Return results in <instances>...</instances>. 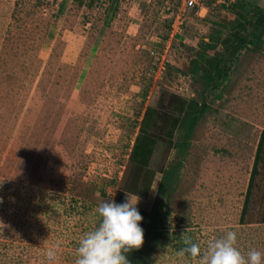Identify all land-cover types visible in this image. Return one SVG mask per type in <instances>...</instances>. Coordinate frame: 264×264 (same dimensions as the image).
<instances>
[{
	"label": "rangeland",
	"instance_id": "374dc122",
	"mask_svg": "<svg viewBox=\"0 0 264 264\" xmlns=\"http://www.w3.org/2000/svg\"><path fill=\"white\" fill-rule=\"evenodd\" d=\"M233 1L198 0L174 31L182 0H119L116 10L114 0H0V264H50L57 244L58 264H74L80 237L100 222L96 208L124 183L146 108L164 91L198 102L206 93L211 108L185 156L157 144L151 169L182 168L162 209L167 242L151 264H197L177 256L184 237L203 253L230 230L245 256L264 253V151L241 221L264 131V44L242 49L219 89L206 91L203 71L193 72V60L213 54L203 45L236 18L225 8ZM161 180L157 172L138 206L152 209Z\"/></svg>",
	"mask_w": 264,
	"mask_h": 264
},
{
	"label": "trees",
	"instance_id": "16d2710c",
	"mask_svg": "<svg viewBox=\"0 0 264 264\" xmlns=\"http://www.w3.org/2000/svg\"><path fill=\"white\" fill-rule=\"evenodd\" d=\"M119 0H114L113 10H116ZM196 8V7H195ZM225 8L235 14V19L229 23H221V31L217 39L203 45L206 51L203 56L193 60V72L203 71L206 91L219 89L226 83L232 71V63L240 51L245 48H259L264 44V8L253 5L247 0H235L225 5ZM194 9V8H190ZM228 30L227 37L221 42L220 35ZM178 36V35H177ZM216 40H219L216 42ZM222 47L221 49L219 47ZM208 96L204 95L201 102L182 94L164 91L156 106H148L130 153V164L123 185L114 195L117 203L126 201V192L146 199L149 195L157 172L162 173V180L151 210L137 205L143 216L141 227L145 232V243L142 248L126 254L130 264H151L153 251L157 246L165 245L167 238L162 234L161 216L166 199L170 198L180 181L179 175L182 162H177L171 168L153 170L150 168L153 155L159 142L168 144L169 148H178L183 156L190 147L192 135L198 122L210 110ZM179 131H183L181 140H174ZM264 151V131L257 147L251 177L249 180L241 221H245L248 213L256 177L259 171ZM264 221V219H263Z\"/></svg>",
	"mask_w": 264,
	"mask_h": 264
},
{
	"label": "clouds",
	"instance_id": "9594fccd",
	"mask_svg": "<svg viewBox=\"0 0 264 264\" xmlns=\"http://www.w3.org/2000/svg\"><path fill=\"white\" fill-rule=\"evenodd\" d=\"M138 203L139 197L127 192L122 204L114 199L102 201L96 208L100 222L80 237L74 264H130L126 254L142 248L145 243V232L140 226L144 218L138 211ZM183 243L185 247L177 256L187 254L197 264H264V253L253 248L245 256L239 250L235 231L209 240L203 253L191 238L185 236ZM58 251L59 244L47 250L50 264H58Z\"/></svg>",
	"mask_w": 264,
	"mask_h": 264
},
{
	"label": "built area",
	"instance_id": "2783aa9c",
	"mask_svg": "<svg viewBox=\"0 0 264 264\" xmlns=\"http://www.w3.org/2000/svg\"><path fill=\"white\" fill-rule=\"evenodd\" d=\"M182 14L180 15L179 14V17H178V21L180 20L181 22L178 24V26H174L173 30L175 31V29H179L180 26L183 24L182 22V19H183V16L186 15V11L190 8H195V7H199V2L198 0H182ZM204 8V7H202ZM174 31H172L171 33V36L174 35Z\"/></svg>",
	"mask_w": 264,
	"mask_h": 264
}]
</instances>
